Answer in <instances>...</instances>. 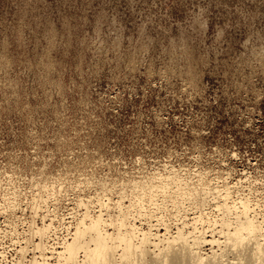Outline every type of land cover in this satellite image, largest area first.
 Masks as SVG:
<instances>
[{"label":"rangeland","instance_id":"1","mask_svg":"<svg viewBox=\"0 0 264 264\" xmlns=\"http://www.w3.org/2000/svg\"><path fill=\"white\" fill-rule=\"evenodd\" d=\"M171 168L264 213V0H0V262Z\"/></svg>","mask_w":264,"mask_h":264},{"label":"bare ground","instance_id":"2","mask_svg":"<svg viewBox=\"0 0 264 264\" xmlns=\"http://www.w3.org/2000/svg\"><path fill=\"white\" fill-rule=\"evenodd\" d=\"M163 172L123 183L116 198L108 186L100 185L102 197L77 199L85 211L58 247L49 243L58 231L56 218L47 220L44 215L38 225L33 220L31 237L12 264H264V213L258 212L261 206L254 203L256 199L253 202L244 194L252 191L241 193L239 181L215 189L218 186L203 180L204 173H197L202 177L195 183L176 169ZM41 190L37 198L43 202V193L50 195L53 190L50 184ZM93 203L99 208L94 214ZM16 205L7 207L10 213H15ZM207 245L213 246L211 251L205 249ZM29 246L33 255L27 260Z\"/></svg>","mask_w":264,"mask_h":264}]
</instances>
